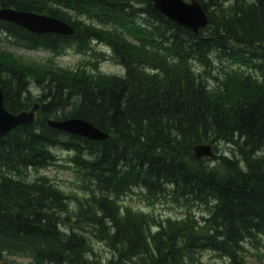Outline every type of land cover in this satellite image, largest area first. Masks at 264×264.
<instances>
[{
  "label": "trees",
  "instance_id": "obj_1",
  "mask_svg": "<svg viewBox=\"0 0 264 264\" xmlns=\"http://www.w3.org/2000/svg\"><path fill=\"white\" fill-rule=\"evenodd\" d=\"M199 1L209 25L195 35L151 0H0V7L48 14L75 30L36 35L0 21L5 108L15 113L36 101L31 80L41 92L36 120L0 138V264H9L6 255L34 264H98L95 241L111 252L108 264H197L204 251L225 264H247L243 243L264 242V60L247 56L264 59V0ZM125 27L135 28L139 45L118 33ZM94 39L109 43L123 76L43 67L2 47L10 40L59 53L72 44L89 49ZM230 63L242 70L230 71ZM71 116L109 137L90 141L47 125ZM198 143H211L218 154L196 160ZM57 148L71 155L81 197L47 176H30L57 160ZM132 189L148 200L199 205L207 217L199 222L189 212L162 224L120 209L117 197Z\"/></svg>",
  "mask_w": 264,
  "mask_h": 264
},
{
  "label": "rangeland",
  "instance_id": "obj_2",
  "mask_svg": "<svg viewBox=\"0 0 264 264\" xmlns=\"http://www.w3.org/2000/svg\"><path fill=\"white\" fill-rule=\"evenodd\" d=\"M8 43L4 41L3 45L6 46ZM11 47V46H9ZM97 51H105V47L103 45H95ZM10 51L22 57L27 61H33L37 63H46L48 58H50L49 54L44 51H26L23 49L11 47ZM100 55L97 52L89 55L88 57H84L80 53H76L74 49H69L62 56L57 58H51L52 61L59 66L65 68H76L81 60L83 63H94L97 58L100 59ZM215 69L217 67L213 65ZM99 68L103 73L106 74H121L123 69L116 65L111 60H103L99 63ZM31 96L36 97L40 95V88L37 82L31 80L30 82ZM225 149V146L219 144L220 152ZM56 153L59 157L58 162L55 165H49V167L39 170L37 173L32 172V176L45 174L48 178L59 188L64 190L65 192L73 195H77L79 197L82 196L80 191H78V176L73 171L71 167H69V155L66 152L56 150ZM123 204L131 206V208L135 211H141L145 215L151 217L153 220H160L161 222H165L167 219L173 220L177 218H182L186 213L191 212L193 217L202 222L199 219V213H206L205 208H202L199 205H191L190 208L182 206L181 204H171L165 202L163 200L152 201L148 200L144 197L140 191H130L127 192L126 195L121 196V200ZM94 249H93V258L97 259L98 264H108L110 260L111 252L109 249L102 243L95 241ZM243 256L248 264H264V242L263 241H248L243 244ZM205 264H224L226 260L218 259L215 255L210 252H202L200 255L196 256ZM6 261L9 264H34L30 261L27 256L22 255H6Z\"/></svg>",
  "mask_w": 264,
  "mask_h": 264
},
{
  "label": "water",
  "instance_id": "obj_3",
  "mask_svg": "<svg viewBox=\"0 0 264 264\" xmlns=\"http://www.w3.org/2000/svg\"><path fill=\"white\" fill-rule=\"evenodd\" d=\"M155 9L167 16L169 19L197 31L198 27L204 26L206 18L199 5L192 1L186 4L181 0H152ZM0 20L9 21L35 33H71L72 30L64 23L44 16L17 11L11 8L0 9ZM38 110L34 105L29 112L18 114L8 113L3 107V98L0 92V136L5 135L15 126L30 124L33 120V111ZM50 127L65 132L78 134L80 136L101 140L106 137L99 129L79 118H70L64 121H48ZM194 156L199 159L203 156H212L209 144H198L193 147Z\"/></svg>",
  "mask_w": 264,
  "mask_h": 264
},
{
  "label": "bare ground",
  "instance_id": "obj_4",
  "mask_svg": "<svg viewBox=\"0 0 264 264\" xmlns=\"http://www.w3.org/2000/svg\"><path fill=\"white\" fill-rule=\"evenodd\" d=\"M246 1L247 0H245V3H246ZM227 43L229 42V41H226ZM226 45H228V44H226ZM224 48H225V50H227V47L224 45ZM248 53V51H247V49H245V48H243V49H241V51H240V54H247ZM256 54V53H255ZM255 54H252V53H249L247 56L252 60H254V61H259V60H264L263 58H259V57H255L254 55ZM243 59V61H249V60H245L244 58H242ZM60 93V92H59ZM48 120H51V121H64V120H66V118H50V119H48ZM115 132V131H114ZM223 142V141H222ZM224 143V142H223ZM218 145V147H219V143L217 144ZM221 145H223V144H221ZM220 145V146H221ZM223 146H225V145H223ZM121 148V147H120ZM122 149V148H121ZM58 156V155H57ZM58 159H59V157H57ZM69 165V164H68ZM69 167H71V168H73L72 167V165H69ZM198 215V217H199V219L200 220H202L203 222H204V220H205V218L207 217V215H206V213H199V214H197ZM201 223H198L197 225H199V226H201L200 225ZM151 230H155V228L154 227H152L151 226Z\"/></svg>",
  "mask_w": 264,
  "mask_h": 264
}]
</instances>
